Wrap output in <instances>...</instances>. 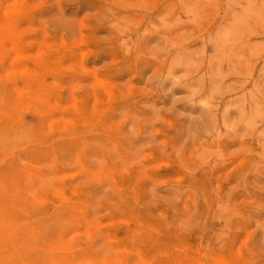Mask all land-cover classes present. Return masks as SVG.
Returning a JSON list of instances; mask_svg holds the SVG:
<instances>
[{
    "label": "rangeland",
    "instance_id": "374dc122",
    "mask_svg": "<svg viewBox=\"0 0 264 264\" xmlns=\"http://www.w3.org/2000/svg\"><path fill=\"white\" fill-rule=\"evenodd\" d=\"M0 264H264V0H0Z\"/></svg>",
    "mask_w": 264,
    "mask_h": 264
},
{
    "label": "bare ground",
    "instance_id": "6f19581e",
    "mask_svg": "<svg viewBox=\"0 0 264 264\" xmlns=\"http://www.w3.org/2000/svg\"><path fill=\"white\" fill-rule=\"evenodd\" d=\"M10 28V27H9ZM20 70V69H19ZM11 84V83H10ZM40 88V87H39ZM19 91V90H18ZM75 102V101H74ZM114 180V179H113ZM34 198V197H33ZM41 199V198H40ZM39 202V201H38ZM87 236V235H86ZM38 250V249H37ZM107 262V261H106Z\"/></svg>",
    "mask_w": 264,
    "mask_h": 264
}]
</instances>
